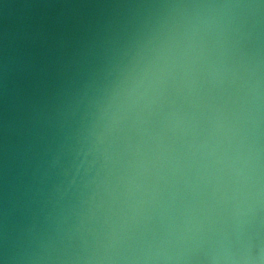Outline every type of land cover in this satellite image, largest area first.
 Here are the masks:
<instances>
[{"label": "water", "instance_id": "obj_1", "mask_svg": "<svg viewBox=\"0 0 264 264\" xmlns=\"http://www.w3.org/2000/svg\"><path fill=\"white\" fill-rule=\"evenodd\" d=\"M0 264H264V0H0Z\"/></svg>", "mask_w": 264, "mask_h": 264}]
</instances>
